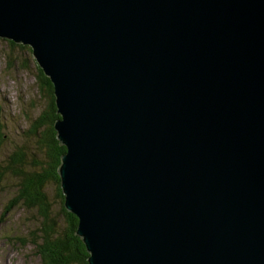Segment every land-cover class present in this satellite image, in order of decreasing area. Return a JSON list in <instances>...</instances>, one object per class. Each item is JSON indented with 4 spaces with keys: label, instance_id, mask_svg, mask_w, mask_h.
I'll return each instance as SVG.
<instances>
[{
    "label": "water",
    "instance_id": "water-1",
    "mask_svg": "<svg viewBox=\"0 0 264 264\" xmlns=\"http://www.w3.org/2000/svg\"><path fill=\"white\" fill-rule=\"evenodd\" d=\"M66 146L89 264H264V0H0Z\"/></svg>",
    "mask_w": 264,
    "mask_h": 264
},
{
    "label": "trees",
    "instance_id": "trees-1",
    "mask_svg": "<svg viewBox=\"0 0 264 264\" xmlns=\"http://www.w3.org/2000/svg\"><path fill=\"white\" fill-rule=\"evenodd\" d=\"M19 46L29 47L23 44ZM36 70V85L46 101L45 107L33 119L30 118L28 129L23 131V143L8 140L10 145L6 147L7 139L0 132V150L5 152L0 159V188L6 179L17 180L15 194L3 213H8L18 203L35 210L37 226L30 233L41 264H89L86 260L89 253L81 237L76 234L78 218L63 205L64 195L57 168L66 148L58 142L53 127V122L60 116L56 112L53 85L39 66ZM51 184L55 189L54 203L46 190V185ZM55 202L57 210L54 209Z\"/></svg>",
    "mask_w": 264,
    "mask_h": 264
},
{
    "label": "rangeland",
    "instance_id": "rangeland-1",
    "mask_svg": "<svg viewBox=\"0 0 264 264\" xmlns=\"http://www.w3.org/2000/svg\"><path fill=\"white\" fill-rule=\"evenodd\" d=\"M37 67L30 47L22 48L19 43L13 45L0 37V132L7 139L6 147L8 140L23 143V131L45 107L46 101L36 85ZM4 154L0 150V159ZM16 181V178L6 179L0 188V264H41L30 233L37 226L35 210L18 203L8 213H3L15 194ZM46 190L53 201L54 186L46 185ZM57 207L55 202L54 209Z\"/></svg>",
    "mask_w": 264,
    "mask_h": 264
},
{
    "label": "bare ground",
    "instance_id": "bare-ground-1",
    "mask_svg": "<svg viewBox=\"0 0 264 264\" xmlns=\"http://www.w3.org/2000/svg\"><path fill=\"white\" fill-rule=\"evenodd\" d=\"M0 37H2V38H4V39H7V40H11V41H13V42H15V43H19V44H23V45H28L30 48H31V51H32V47H31V45L29 44V43H26V42H21V41H14L12 38H9V37H5V36H0ZM35 58V57H34ZM35 61H36V59H35ZM37 62V61H36ZM38 64V63H37ZM40 68H41V66L40 65H38ZM42 69V68H41ZM43 71V70H42ZM44 73V72H43ZM45 74V73H44ZM46 76H47V74H45ZM51 81V80H50ZM52 83V82H51ZM57 109V108H56ZM59 115V114H58ZM57 119V118H56ZM55 119V120H56ZM56 130V129H55ZM56 135H57V131H56ZM58 139V138H57ZM60 144H62V145H64L65 146V144H63L62 142H59ZM65 148H66V146H65ZM66 152V149H65V151L61 154V155H63L64 153ZM60 164H61V161H60ZM59 164V165H60ZM59 175V174H58ZM59 178H60V176H59ZM60 188H61V185H60ZM63 193V192H62ZM63 195L65 196V193H63ZM66 208V207H65ZM67 209V208H66ZM68 211H70L69 209H67ZM70 212H72V211H70ZM73 214H74V212H72ZM77 234V233H76ZM79 235V234H78ZM80 237H81V239H82V236L81 235H79ZM87 250V249H86ZM87 252L89 253V255L88 256H90V252L87 250Z\"/></svg>",
    "mask_w": 264,
    "mask_h": 264
}]
</instances>
